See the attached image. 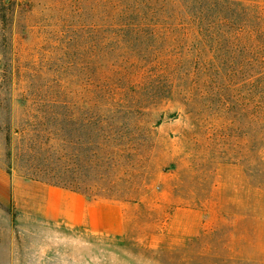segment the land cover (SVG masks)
<instances>
[{
    "label": "rangeland",
    "instance_id": "1",
    "mask_svg": "<svg viewBox=\"0 0 264 264\" xmlns=\"http://www.w3.org/2000/svg\"><path fill=\"white\" fill-rule=\"evenodd\" d=\"M148 3L141 19L109 0H0V264H264V50ZM55 94L75 113L66 149L42 144ZM107 108L139 120L82 128ZM31 175L125 206V231L24 213L14 182Z\"/></svg>",
    "mask_w": 264,
    "mask_h": 264
},
{
    "label": "trees",
    "instance_id": "2",
    "mask_svg": "<svg viewBox=\"0 0 264 264\" xmlns=\"http://www.w3.org/2000/svg\"><path fill=\"white\" fill-rule=\"evenodd\" d=\"M150 0H109V5L120 13H127L129 10H137L136 14L141 15V19L146 17L149 12L145 9ZM158 1V0H157ZM165 5L164 0H159ZM171 3L179 7L178 18L187 20L197 31H204L210 27L212 30L218 29L217 34L212 37L220 42H228L241 48L242 46L253 52L264 50V0H174ZM154 6V5H153ZM211 30V31H212ZM232 30V33L229 32ZM255 61V60H253ZM68 94L46 95L47 110L44 117L47 120V126L54 128L47 130L48 136H45L43 145L52 144L53 147L59 146L64 149L72 147L76 137V127L74 123L75 113L68 106ZM263 115L264 110L259 112ZM139 112L135 110H121L116 108L97 109L85 115L86 122L82 128L87 131L96 129L100 133H107L105 127L100 126L102 121L114 122L124 119L128 121L139 120ZM88 119V120H87ZM29 180L42 181L36 175L28 177ZM50 186L66 189L78 193L74 188L61 184V182H46Z\"/></svg>",
    "mask_w": 264,
    "mask_h": 264
},
{
    "label": "crops",
    "instance_id": "3",
    "mask_svg": "<svg viewBox=\"0 0 264 264\" xmlns=\"http://www.w3.org/2000/svg\"><path fill=\"white\" fill-rule=\"evenodd\" d=\"M19 189L23 212L36 214L45 222L108 237L121 235L127 226V208L121 204H89L79 193L21 179L14 182L15 193Z\"/></svg>",
    "mask_w": 264,
    "mask_h": 264
}]
</instances>
